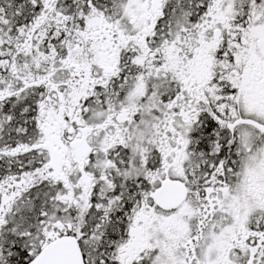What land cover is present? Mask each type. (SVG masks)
<instances>
[{"label": "snow or ice", "instance_id": "snow-or-ice-1", "mask_svg": "<svg viewBox=\"0 0 264 264\" xmlns=\"http://www.w3.org/2000/svg\"><path fill=\"white\" fill-rule=\"evenodd\" d=\"M0 264H264V0H0Z\"/></svg>", "mask_w": 264, "mask_h": 264}]
</instances>
